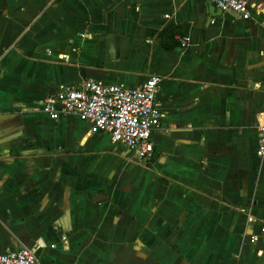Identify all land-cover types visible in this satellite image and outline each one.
<instances>
[{
  "label": "crops",
  "instance_id": "0c3cea01",
  "mask_svg": "<svg viewBox=\"0 0 264 264\" xmlns=\"http://www.w3.org/2000/svg\"><path fill=\"white\" fill-rule=\"evenodd\" d=\"M248 1L245 21L207 0H0V254L264 264V0ZM153 75L163 117L148 168L79 117L37 110L87 79Z\"/></svg>",
  "mask_w": 264,
  "mask_h": 264
},
{
  "label": "built area",
  "instance_id": "2783aa9c",
  "mask_svg": "<svg viewBox=\"0 0 264 264\" xmlns=\"http://www.w3.org/2000/svg\"><path fill=\"white\" fill-rule=\"evenodd\" d=\"M222 12H230L248 21L253 9L248 0H207ZM187 46L186 40L181 47ZM162 79L150 76L137 88L110 85L87 79L76 86L61 88L55 95L38 102L37 110L58 121L76 116L90 123L92 133H106L115 144L132 152L137 164L148 168L155 160L152 135L160 127L163 113L157 94ZM259 144L256 155L264 158V117L258 126ZM264 233V226L261 229ZM257 238L253 237L252 242ZM0 264H39L36 254L29 248L0 254Z\"/></svg>",
  "mask_w": 264,
  "mask_h": 264
},
{
  "label": "trees",
  "instance_id": "16d2710c",
  "mask_svg": "<svg viewBox=\"0 0 264 264\" xmlns=\"http://www.w3.org/2000/svg\"><path fill=\"white\" fill-rule=\"evenodd\" d=\"M174 35H175V33L173 32V31H166L165 32V34H164V39H163V42L165 41V43L167 42V40L168 39H170L171 38V40L174 38ZM163 44V43H162ZM174 44H175V46L174 47H176V42L174 41ZM165 46V45H164Z\"/></svg>",
  "mask_w": 264,
  "mask_h": 264
},
{
  "label": "water",
  "instance_id": "95a60500",
  "mask_svg": "<svg viewBox=\"0 0 264 264\" xmlns=\"http://www.w3.org/2000/svg\"><path fill=\"white\" fill-rule=\"evenodd\" d=\"M214 9H215V12H218L219 11V9L217 8V7H214ZM221 11V10H220ZM222 12V11H221Z\"/></svg>",
  "mask_w": 264,
  "mask_h": 264
}]
</instances>
